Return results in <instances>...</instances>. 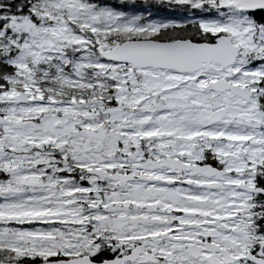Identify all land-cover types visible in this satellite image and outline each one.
I'll return each instance as SVG.
<instances>
[{
  "label": "snow or ice",
  "instance_id": "1",
  "mask_svg": "<svg viewBox=\"0 0 264 264\" xmlns=\"http://www.w3.org/2000/svg\"><path fill=\"white\" fill-rule=\"evenodd\" d=\"M0 264H264V0H0Z\"/></svg>",
  "mask_w": 264,
  "mask_h": 264
}]
</instances>
